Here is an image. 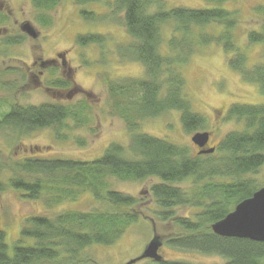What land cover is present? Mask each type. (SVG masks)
<instances>
[{"label":"trees","instance_id":"trees-1","mask_svg":"<svg viewBox=\"0 0 264 264\" xmlns=\"http://www.w3.org/2000/svg\"><path fill=\"white\" fill-rule=\"evenodd\" d=\"M203 1L211 7L165 8L159 0H114L112 16H121L130 38L118 47L117 55L122 60L137 61L144 69L142 77L110 81L107 87L112 111L124 121L130 143L126 147L110 143L92 161L38 155L11 161L9 177L0 178V192L11 188L26 200L44 196L46 206L88 192L101 207L53 216L29 215L11 251L5 233L0 231V264H99L82 255L83 250L94 244L114 243L139 219L134 211L137 199L115 189L113 182L147 178L158 180L150 186L158 206L154 217L171 220L175 227L176 235L168 243L220 255L225 264H264V242L223 237L211 230L212 223L263 186L254 176L264 165V103L232 104L228 118L242 121L243 129L226 133L213 154H191L185 145L136 131L140 120L171 110L179 112L187 132L205 125L184 94L185 78L180 70L198 45H220L226 55L231 54L229 66L241 72L244 79L257 82L264 93V60L247 66L245 51L236 46V13L221 5L230 0ZM257 12L264 19V6ZM164 25H171L167 39L163 37ZM209 26L217 32L208 31ZM101 39L87 34L78 36L77 43H100ZM246 40L249 45H262L264 58V21L259 30L248 31ZM61 84L66 96L83 92L77 85L67 90L68 82ZM88 110L85 100L76 105L16 104L2 115L0 124L25 132L51 128L55 139L61 140L65 134L60 128L66 121L80 125L86 122ZM6 168L0 159V176ZM181 205L192 207L189 216L176 214V207ZM25 238L33 239V243H25Z\"/></svg>","mask_w":264,"mask_h":264},{"label":"rangeland","instance_id":"rangeland-1","mask_svg":"<svg viewBox=\"0 0 264 264\" xmlns=\"http://www.w3.org/2000/svg\"><path fill=\"white\" fill-rule=\"evenodd\" d=\"M159 1L164 4L165 8L211 7L203 0ZM5 2L19 8L20 2L17 0H6ZM73 5L69 0H60L58 14L54 13L57 18L52 27V32H55L54 37L50 39V43L44 44V48L59 46L60 49H66V66L50 67L45 80L44 77L38 79V83L41 81L40 87L28 84V80L23 81L17 74L7 70L15 66L23 68L21 63L19 65L7 59L3 61L5 56H0V81L3 82L0 87V119L3 113L8 111L11 103L35 105L56 102L63 105H76L85 100L89 109L85 114L86 122L76 125L71 120L66 121V124L60 128V131L62 130L65 134L61 140L55 139L51 128L25 132L0 124V159L7 166L2 171L1 179L9 177L10 162L23 157L38 155L44 158L92 161L102 155L110 143L124 147L130 143V133L124 121L112 111L107 87L110 81L144 76L143 66L137 61L122 60L117 55L118 47L127 44L130 39L121 16L115 19L111 16L100 19L103 15H98L96 21L86 23L80 17L76 19V14L71 11ZM221 5L236 13L238 19L234 30L236 46L245 51L247 66L251 67L263 61L262 45L247 44L246 36L248 31L260 29L264 19L261 13L257 12V8L264 6V0H230ZM93 10L99 13L104 12L105 9L102 6H95ZM150 10H155V6L152 5ZM16 18L20 17L17 15ZM63 22L70 28L64 33L62 30L65 25L60 27ZM170 26H163L164 39H167L170 34ZM58 28L59 31L56 32ZM76 28L84 32L99 33L103 39V46L99 48L92 44L74 49L73 41L76 34L73 37V33L77 30ZM86 29L88 30L85 31ZM208 31L217 32L214 26H209ZM50 48H46L45 57L51 56ZM230 55H226L221 46L214 43L198 45L193 50L189 61L180 66L185 78L184 94L190 101L192 110L204 118L203 127L192 132L185 131L180 122L179 112L171 110L156 117L140 120L136 131L185 145L189 147L191 154H195L197 150L191 142V137L196 132H210L211 145L216 146L226 133L235 130L242 131L243 122L228 118V108L232 104H262L264 93L257 82L244 79L241 72L229 66ZM22 58L24 59V56ZM25 60L29 61V58ZM69 69H72L70 78L67 74ZM31 71L37 72L35 68L30 71L27 69L28 74H31ZM52 73L55 77L62 76L68 81L67 90L77 85L83 92L74 91L72 95L66 96L64 94L66 92L62 91L63 95L54 96L53 92L47 89V87L54 86L51 80ZM254 177L258 184L264 185V165L258 169ZM157 181L156 178L114 181L115 189L137 199L134 211L139 215V219L136 223L129 225L114 243L88 246L83 250L82 255L93 258L99 264H127L138 257L152 236L157 234L162 242L159 249L162 256L161 261L183 264H225V258L220 255L183 249L168 243L167 240L176 235L175 227L171 220L162 221L154 217L158 206L150 194V186ZM185 183L188 184V182ZM45 202L44 196L37 200L23 199L19 191L11 188L0 192V231L5 233V242L10 251L20 238L21 227L29 215L53 216L66 211L87 212L95 207H101L88 192L74 199L68 198L53 203V206H46ZM192 211V207L183 205L175 209L178 216H189ZM23 241L27 244L33 243L31 238H25ZM158 263L144 258L130 264Z\"/></svg>","mask_w":264,"mask_h":264},{"label":"flooded vegetation","instance_id":"flooded-vegetation-1","mask_svg":"<svg viewBox=\"0 0 264 264\" xmlns=\"http://www.w3.org/2000/svg\"><path fill=\"white\" fill-rule=\"evenodd\" d=\"M6 1V0H5ZM0 0V56H5L3 61L10 60L14 61L23 66V68L19 66L9 67L7 70L14 72L17 76L22 79L23 81L28 80V84H33V86L40 87L41 81L38 83V79L44 77L45 80L47 76V72L52 66H66L65 60V51L66 49H60L59 46L54 47H46L50 48L51 56L46 55V48H44V44H48L51 38L54 37V33L52 32V27L55 25L57 21L54 13L58 14L59 10V3L60 0H17L19 1V8H15L16 6H12L8 2ZM10 1V0H8ZM73 3V8L71 11L76 14V19L79 17L85 21L86 23H91L96 21L98 15L100 19L108 18L112 16L113 12V2L114 0H69ZM5 2V4H4ZM95 6H102L104 7V12L97 13L94 9ZM93 7V8H92ZM17 15L20 17L17 19ZM120 17V15H116L115 18ZM56 18V19H55ZM55 19V20H54ZM114 19V18H113ZM65 22V20H64ZM64 22L61 24L60 27H63ZM69 22V21H68ZM31 29V33L27 30ZM65 28V29H64ZM62 30L64 33L65 30L70 29L68 24ZM75 28V27H74ZM77 29V28H76ZM86 29L85 31H87ZM59 31V28L56 32ZM79 32V33H77ZM76 34V35H75ZM87 34L97 35L100 38L99 33L95 32H84L79 29L75 30L73 33L74 38V49L84 48L89 45H97L99 48L103 46V39L100 43H86V44H78L77 37L78 36H85ZM73 40V39H72ZM50 43V42H49ZM24 56V59L22 58ZM44 56V57H43ZM29 58V61L25 60ZM35 68L37 72H32L28 74L27 69L29 71ZM71 70L67 73L69 78L71 75ZM43 75V76H42ZM52 75L53 87H47L48 90L53 92L54 96L62 95V91H64V86H61V82H68L66 79L60 77H55ZM0 81V87L2 86ZM69 84V83H68ZM71 93L70 95H72ZM16 105L15 103L9 104L10 110L11 106ZM6 111L5 114L8 112ZM228 112V111H227ZM4 114V113H3ZM219 114H221L219 112ZM210 133V132H209ZM197 150L195 154L202 150L201 148L197 147L193 144ZM218 145L212 146L211 145V134L209 136V140L204 146L203 149H210L213 148V151L210 153H202V154H213L216 151ZM235 207V206H234ZM234 209V208H233ZM232 209V210H233ZM231 210V211H232ZM160 254V252H159ZM161 255V254H160Z\"/></svg>","mask_w":264,"mask_h":264},{"label":"water","instance_id":"water-1","mask_svg":"<svg viewBox=\"0 0 264 264\" xmlns=\"http://www.w3.org/2000/svg\"><path fill=\"white\" fill-rule=\"evenodd\" d=\"M31 33V29L27 30ZM207 131L196 132L191 141L199 148V153H210L213 148L203 149L209 140ZM213 233L223 237H234L264 242V186L259 187L250 197L237 203L224 218L211 224ZM162 245L160 237L154 234L141 254L127 262H136L148 258L154 262L162 260L159 249Z\"/></svg>","mask_w":264,"mask_h":264}]
</instances>
